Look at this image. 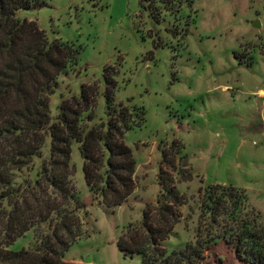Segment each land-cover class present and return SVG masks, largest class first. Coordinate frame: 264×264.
<instances>
[{"label": "rangeland", "instance_id": "374dc122", "mask_svg": "<svg viewBox=\"0 0 264 264\" xmlns=\"http://www.w3.org/2000/svg\"><path fill=\"white\" fill-rule=\"evenodd\" d=\"M143 0H48L19 10L48 39L73 44L80 53L55 79L49 97L55 118L61 99L78 97L82 84L96 87L94 106L79 124L85 132L106 122L103 69L114 72L116 103L133 110L136 122L124 135L134 160V189L119 206H103L85 184L78 143L72 141L64 211L78 219L79 235L63 259L84 264H141L140 254L116 245L140 230L142 211L162 192L158 183L161 151L173 140V184L181 197L178 222L160 242L167 253L194 245L205 232L199 188L220 184L246 194L249 228H264V0H178L166 7ZM153 13V15H152ZM258 21L259 26L253 23ZM225 87V88H224ZM49 140L26 168L13 172L11 189L26 194L37 187L49 157ZM83 203L85 206L79 207ZM6 210L10 205L2 201ZM31 227L8 249L33 248L53 228L56 214ZM213 226L205 232L215 233ZM219 259L208 264H249L235 260L220 241ZM264 254V241L262 250Z\"/></svg>", "mask_w": 264, "mask_h": 264}, {"label": "trees", "instance_id": "16d2710c", "mask_svg": "<svg viewBox=\"0 0 264 264\" xmlns=\"http://www.w3.org/2000/svg\"><path fill=\"white\" fill-rule=\"evenodd\" d=\"M48 0H0V264H84L63 259V253L79 235L74 233L78 219L64 211L70 194L67 177L70 171L71 143H78L85 184L95 193L94 199L112 208L121 205L134 189V160L124 141L134 125L133 110L116 103L114 72L103 69L106 122L91 125L85 132L81 115L95 104L96 87L82 84L78 97L60 100L55 118L50 115L49 97L55 79L80 50L71 43L48 39L35 21L19 18L17 12L40 8ZM147 1L145 7L152 10ZM152 1V0H151ZM166 7L178 0H153ZM153 15V13H152ZM49 140V157L41 166L37 187L24 193L12 190L13 172L26 168L39 156ZM178 141L173 140L161 151L158 183L159 200L142 211L141 229L130 230L117 239L124 253L140 254L141 264H208L207 258L219 259L212 247L222 241L236 261L264 264L262 242L264 228L252 229L241 218L247 207L246 194L233 186L220 184L199 188L201 220L208 231L194 245L169 253L160 242L169 236L178 222L182 203L174 188L172 172L176 170ZM10 208L6 210L2 201ZM83 203L79 207H84ZM53 228L40 236L33 248L8 247L31 227L52 220Z\"/></svg>", "mask_w": 264, "mask_h": 264}, {"label": "water", "instance_id": "95a60500", "mask_svg": "<svg viewBox=\"0 0 264 264\" xmlns=\"http://www.w3.org/2000/svg\"><path fill=\"white\" fill-rule=\"evenodd\" d=\"M254 26H259V23L258 21L256 20L254 23H253Z\"/></svg>", "mask_w": 264, "mask_h": 264}, {"label": "crops", "instance_id": "0c3cea01", "mask_svg": "<svg viewBox=\"0 0 264 264\" xmlns=\"http://www.w3.org/2000/svg\"><path fill=\"white\" fill-rule=\"evenodd\" d=\"M225 88V87H224ZM262 102H264V101H262ZM263 105H264V103H263Z\"/></svg>", "mask_w": 264, "mask_h": 264}]
</instances>
